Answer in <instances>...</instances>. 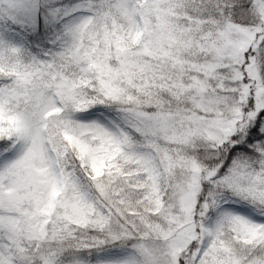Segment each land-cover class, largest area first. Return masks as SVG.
<instances>
[{"label":"snow or ice","instance_id":"6c2138e0","mask_svg":"<svg viewBox=\"0 0 264 264\" xmlns=\"http://www.w3.org/2000/svg\"><path fill=\"white\" fill-rule=\"evenodd\" d=\"M0 264H264V0H0Z\"/></svg>","mask_w":264,"mask_h":264}]
</instances>
